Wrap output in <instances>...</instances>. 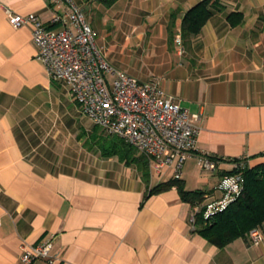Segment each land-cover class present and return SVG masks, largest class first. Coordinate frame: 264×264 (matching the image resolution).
Here are the masks:
<instances>
[{"label":"crops","instance_id":"1","mask_svg":"<svg viewBox=\"0 0 264 264\" xmlns=\"http://www.w3.org/2000/svg\"><path fill=\"white\" fill-rule=\"evenodd\" d=\"M73 1L109 65L141 82L160 78L166 96L200 114L179 177L184 191L218 198L233 160L264 163V0H221L186 41L182 19L201 0ZM66 8L64 0H0V264H23V244L48 240L57 259L31 264H264V241L218 248L197 232L190 202L169 186L172 168L151 173L148 163L145 181L134 163L101 155L95 138L108 135L47 74L32 27L12 26L5 12L35 14L58 31L51 21ZM208 157L214 170L199 166Z\"/></svg>","mask_w":264,"mask_h":264},{"label":"built area","instance_id":"2","mask_svg":"<svg viewBox=\"0 0 264 264\" xmlns=\"http://www.w3.org/2000/svg\"><path fill=\"white\" fill-rule=\"evenodd\" d=\"M67 8L52 19L62 25L53 30L35 14L19 15L5 10L8 22L14 27L30 25L32 39L37 47L36 58L43 64L53 81L63 83L78 103L81 111L104 134L117 137L145 157L151 173L161 174L172 168L179 179L181 168L194 150L199 132L200 114H190L171 96H166L160 78L141 82L127 73L113 68L96 45V32L83 11L73 0H64ZM175 42L181 45L180 35ZM199 166L214 170L215 162L200 158ZM241 173L220 177L215 191L202 196L192 207L191 221L197 213L204 220L223 212L243 190ZM249 242L258 245L264 241L260 227L247 234ZM50 240L39 244H23L20 261L31 264L35 260L54 261Z\"/></svg>","mask_w":264,"mask_h":264},{"label":"trees","instance_id":"3","mask_svg":"<svg viewBox=\"0 0 264 264\" xmlns=\"http://www.w3.org/2000/svg\"><path fill=\"white\" fill-rule=\"evenodd\" d=\"M115 1L105 0V5L110 6ZM222 9L221 0H201L198 2L185 13L182 19V39L186 41L198 35L212 13ZM234 16H237V18L234 19ZM228 19L230 24L234 25L240 22L241 15L231 13ZM171 28L172 25L168 27L170 37L172 36ZM95 141L103 157L117 155L121 160H125L126 163H134L141 172L143 179L145 181L148 180V161L141 155L135 156L136 152L133 148L119 138L109 135H97ZM209 159L216 163L215 159ZM232 162L234 167L221 173V176L241 173L244 183L240 196L226 210L214 215L211 219L204 220L200 212L195 214L193 221L197 232L206 241L218 248L237 238H245L250 230L260 227L262 222H264V163L248 167L241 164L239 160H233ZM169 184V186L171 184L177 185L180 196L189 201L191 207L201 202L203 193L184 191L179 179L173 178ZM159 187L154 190L159 189Z\"/></svg>","mask_w":264,"mask_h":264}]
</instances>
